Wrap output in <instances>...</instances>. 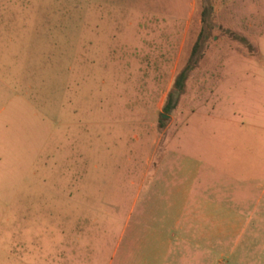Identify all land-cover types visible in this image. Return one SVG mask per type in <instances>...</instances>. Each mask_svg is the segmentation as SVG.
I'll use <instances>...</instances> for the list:
<instances>
[{
    "label": "rangeland",
    "instance_id": "obj_1",
    "mask_svg": "<svg viewBox=\"0 0 264 264\" xmlns=\"http://www.w3.org/2000/svg\"><path fill=\"white\" fill-rule=\"evenodd\" d=\"M261 185L264 0H0V264H264Z\"/></svg>",
    "mask_w": 264,
    "mask_h": 264
},
{
    "label": "trees",
    "instance_id": "obj_2",
    "mask_svg": "<svg viewBox=\"0 0 264 264\" xmlns=\"http://www.w3.org/2000/svg\"><path fill=\"white\" fill-rule=\"evenodd\" d=\"M212 6L204 3L202 9V21H206L207 16L210 15ZM206 41V35L204 28L199 32L191 49L190 56L184 65V67L178 72L174 79L173 87L169 91L167 100L163 105L164 114H171L176 108L181 93L185 88L186 81L189 77L190 72L194 69L196 63L203 57V48Z\"/></svg>",
    "mask_w": 264,
    "mask_h": 264
},
{
    "label": "crops",
    "instance_id": "obj_3",
    "mask_svg": "<svg viewBox=\"0 0 264 264\" xmlns=\"http://www.w3.org/2000/svg\"><path fill=\"white\" fill-rule=\"evenodd\" d=\"M260 188L262 189L261 190V193H259L254 198H253V196L248 195V193H250L249 192L250 191L249 189L246 190V192L248 191L247 195H245V196H239L238 195V196H236V198L239 201H246L247 202V205H246V208L247 209H248V201L253 200L254 203L248 209V212L246 214V216H247V223L250 221V219L256 218V219H258L256 224L260 223L259 225L264 226V185H261ZM243 198H245L246 200H242ZM201 199L202 198L196 197L195 198V202L193 200L190 201V202H193L194 208H193V206H192V208L188 206L187 207V211H188V209H190V210L193 209L192 210V212H193L192 213L193 214L192 217L199 218L201 216H204V214H205V208L202 207L201 204H200ZM237 212H239V214H241L243 211H237ZM194 213H196V215Z\"/></svg>",
    "mask_w": 264,
    "mask_h": 264
},
{
    "label": "water",
    "instance_id": "obj_4",
    "mask_svg": "<svg viewBox=\"0 0 264 264\" xmlns=\"http://www.w3.org/2000/svg\"><path fill=\"white\" fill-rule=\"evenodd\" d=\"M163 117H168V114H163Z\"/></svg>",
    "mask_w": 264,
    "mask_h": 264
}]
</instances>
